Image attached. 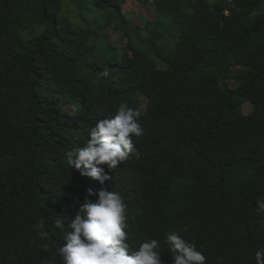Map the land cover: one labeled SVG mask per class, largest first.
<instances>
[{"label": "trees", "instance_id": "1", "mask_svg": "<svg viewBox=\"0 0 264 264\" xmlns=\"http://www.w3.org/2000/svg\"><path fill=\"white\" fill-rule=\"evenodd\" d=\"M65 1L113 12L120 25L108 29V16L102 30L125 38L132 60L88 54L94 22L61 16ZM125 1L0 0V264H59L54 219L66 223L73 205L98 199L87 190L102 187L125 198L134 244L186 229L207 264H255L264 246V0H144L156 14L145 26L126 18ZM170 30L167 58L160 41ZM121 102L146 106L139 157L101 185L61 158ZM248 102L251 113L239 114ZM161 258L172 264L166 246Z\"/></svg>", "mask_w": 264, "mask_h": 264}, {"label": "clouds", "instance_id": "2", "mask_svg": "<svg viewBox=\"0 0 264 264\" xmlns=\"http://www.w3.org/2000/svg\"><path fill=\"white\" fill-rule=\"evenodd\" d=\"M99 75L106 78L110 73L103 70ZM143 135L139 112L121 102L113 116L95 122L83 147L68 150L61 159L66 167L104 185L112 179L108 172L133 154L139 157L135 141ZM87 194L98 199L77 202L66 223L62 216L54 219L63 240L56 249L61 258L59 264H165L162 246L167 247L172 264H207V257L197 244L185 239L186 229L170 231L162 241L146 238L134 244L129 232L128 204L120 192L102 187L98 191L89 188ZM256 205L258 211L264 212V200L257 199ZM44 229L43 220L34 226L41 241L49 236ZM42 247L48 249L47 244ZM254 260L255 264H264V246L255 251Z\"/></svg>", "mask_w": 264, "mask_h": 264}, {"label": "rangeland", "instance_id": "3", "mask_svg": "<svg viewBox=\"0 0 264 264\" xmlns=\"http://www.w3.org/2000/svg\"><path fill=\"white\" fill-rule=\"evenodd\" d=\"M215 1V0H210ZM122 11L126 18L133 24L140 26H145L146 23L151 21H156V14L154 12V5L152 3H146L144 0H127L122 6ZM61 16H66L70 18L75 24H80L87 27V23L90 24L94 22L93 29L95 34L89 37L90 44L86 49L87 53H91V48L99 54L100 58L104 61H111L116 59H121L126 53L129 58L128 61L132 60L130 49L128 48L127 40L121 36L111 35L109 32H104L102 30V22L108 16H113L114 22H112L108 29H113L115 26H119L120 22L113 12L104 11L102 13L95 12V10L90 7L87 9H79L74 7L69 1H65ZM165 23H167L165 21ZM166 29L168 27L166 26ZM165 36L160 41V47L163 50L164 55L167 58H171L174 55L175 45L177 42V35L173 33L172 30L166 31ZM246 58V51L240 49L237 52L236 62L242 63ZM91 82H98L100 77H90ZM144 100V99H143ZM146 106L139 108V115H142L145 111ZM59 111L65 115H72L75 113L74 107L70 105L60 106ZM252 111V105L248 102L243 108H241L239 114L248 115Z\"/></svg>", "mask_w": 264, "mask_h": 264}]
</instances>
